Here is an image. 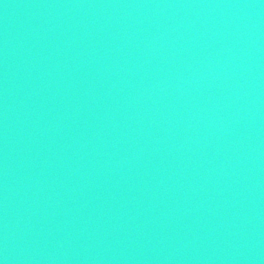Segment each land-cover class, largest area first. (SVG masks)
I'll return each mask as SVG.
<instances>
[{
	"label": "water",
	"instance_id": "1",
	"mask_svg": "<svg viewBox=\"0 0 264 264\" xmlns=\"http://www.w3.org/2000/svg\"><path fill=\"white\" fill-rule=\"evenodd\" d=\"M0 264H264V0H0Z\"/></svg>",
	"mask_w": 264,
	"mask_h": 264
}]
</instances>
